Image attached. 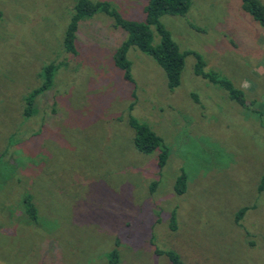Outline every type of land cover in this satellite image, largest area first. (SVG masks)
<instances>
[{
    "label": "rangeland",
    "instance_id": "obj_1",
    "mask_svg": "<svg viewBox=\"0 0 264 264\" xmlns=\"http://www.w3.org/2000/svg\"><path fill=\"white\" fill-rule=\"evenodd\" d=\"M91 1L144 20L146 0ZM75 2L0 0V264H108L114 248L116 264H172L157 250L183 264H264V27L241 0H191L184 16L162 15L186 52L170 90L160 65L134 47L133 81L123 77L113 55L126 32L102 11L78 22L67 51ZM195 53L245 105L196 74ZM50 63L52 82L25 114ZM130 116L167 145L161 168L159 149L134 147Z\"/></svg>",
    "mask_w": 264,
    "mask_h": 264
},
{
    "label": "trees",
    "instance_id": "obj_2",
    "mask_svg": "<svg viewBox=\"0 0 264 264\" xmlns=\"http://www.w3.org/2000/svg\"><path fill=\"white\" fill-rule=\"evenodd\" d=\"M191 0H146L143 7L144 20L135 21L122 17L108 1H91V0H76L74 5V13L67 26L64 38V47L67 51L75 52L74 40L78 22L82 19L93 16L98 11L108 14L114 20L115 27H120L126 32V38L117 48L113 55L115 65L123 71V77L132 82L133 78L130 71V61L127 59V52L131 47L137 48L145 54L151 56L164 70L167 78L168 89H173L180 83V74L184 65L186 52L181 51L177 43L173 40L170 30L160 21L164 14L184 16L188 11ZM242 9L248 12L253 19L264 27V5L259 0H241ZM1 17V11H0ZM152 27L159 37L157 44H154V33ZM196 63L195 72L205 77L209 82L220 85L226 89L231 99L235 100L240 105H245V98L241 89L232 86L231 82L224 78H219L212 73L203 71V62L200 55L195 53ZM57 69V65L50 63L43 68L44 81L26 98L27 107L25 114L30 113L28 108L32 105L33 97L39 91L45 90L52 82L53 73ZM132 106V105H131ZM130 106V108H131ZM129 125L133 128V144L134 147L142 153H150L155 149H159L158 166L161 168L166 160L168 147L161 138L151 128L138 121L135 117H129ZM187 176L181 172L174 184V191L177 194H182L186 190ZM155 183V182H154ZM152 184V188L154 187ZM264 186V171L261 176L258 190H262ZM21 203L29 219L36 218V207L31 200L30 194L21 196ZM247 207H241L236 219L242 217ZM171 228L175 227V216L172 214ZM159 254H165L172 264H183L177 254L172 251L163 252L157 250ZM108 264H116L118 262V252L116 248L107 254Z\"/></svg>",
    "mask_w": 264,
    "mask_h": 264
}]
</instances>
